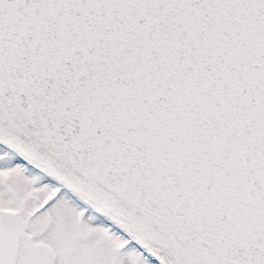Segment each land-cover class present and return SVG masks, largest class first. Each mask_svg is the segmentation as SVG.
Instances as JSON below:
<instances>
[{
  "label": "snow or ice",
  "instance_id": "6c2138e0",
  "mask_svg": "<svg viewBox=\"0 0 264 264\" xmlns=\"http://www.w3.org/2000/svg\"><path fill=\"white\" fill-rule=\"evenodd\" d=\"M0 264H264V0H0Z\"/></svg>",
  "mask_w": 264,
  "mask_h": 264
}]
</instances>
